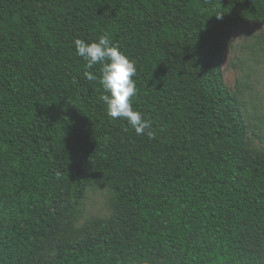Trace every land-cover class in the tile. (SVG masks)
Segmentation results:
<instances>
[{
  "label": "trees",
  "instance_id": "1",
  "mask_svg": "<svg viewBox=\"0 0 264 264\" xmlns=\"http://www.w3.org/2000/svg\"><path fill=\"white\" fill-rule=\"evenodd\" d=\"M244 22L264 0H0V264H264V153L222 71ZM105 33L151 135L76 52ZM93 185L116 213L80 230Z\"/></svg>",
  "mask_w": 264,
  "mask_h": 264
},
{
  "label": "rangeland",
  "instance_id": "2",
  "mask_svg": "<svg viewBox=\"0 0 264 264\" xmlns=\"http://www.w3.org/2000/svg\"><path fill=\"white\" fill-rule=\"evenodd\" d=\"M222 71L229 92L236 96L248 128L247 144L255 154L264 153V24L237 26L226 49ZM116 210L107 187L93 185L87 194L77 229L92 222H111Z\"/></svg>",
  "mask_w": 264,
  "mask_h": 264
},
{
  "label": "clouds",
  "instance_id": "3",
  "mask_svg": "<svg viewBox=\"0 0 264 264\" xmlns=\"http://www.w3.org/2000/svg\"><path fill=\"white\" fill-rule=\"evenodd\" d=\"M74 45L78 56L87 62V68L101 65L99 80L105 94L100 99L106 105L107 114L112 118L125 119L138 136L151 135V122L132 105V98L137 94L133 79L137 73L134 61L112 43L107 33L90 43L76 39ZM85 76L89 80L97 79L90 72H86Z\"/></svg>",
  "mask_w": 264,
  "mask_h": 264
}]
</instances>
